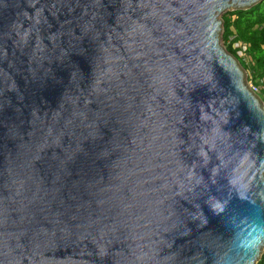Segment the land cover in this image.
<instances>
[{"label":"water","instance_id":"water-1","mask_svg":"<svg viewBox=\"0 0 264 264\" xmlns=\"http://www.w3.org/2000/svg\"><path fill=\"white\" fill-rule=\"evenodd\" d=\"M261 1L0 0V264H257L264 107L219 16Z\"/></svg>","mask_w":264,"mask_h":264},{"label":"trees","instance_id":"trees-1","mask_svg":"<svg viewBox=\"0 0 264 264\" xmlns=\"http://www.w3.org/2000/svg\"><path fill=\"white\" fill-rule=\"evenodd\" d=\"M221 20L224 48L237 58L243 69L249 71L254 84L263 85L259 96L264 99V0L246 9L227 11L222 14ZM234 43L243 49L248 62L239 58ZM263 263L264 251L257 264Z\"/></svg>","mask_w":264,"mask_h":264},{"label":"rangeland","instance_id":"rangeland-1","mask_svg":"<svg viewBox=\"0 0 264 264\" xmlns=\"http://www.w3.org/2000/svg\"><path fill=\"white\" fill-rule=\"evenodd\" d=\"M230 10H233V8H228V9L225 10L223 13H225V12H227V11H230ZM223 13L220 14V16H219L220 18H221V16H222ZM221 33H222V30L220 31V35H219V38H220V44H221V45H224L223 42H222V39H221ZM233 47L236 48V49H238V53H237V55L239 56V58L243 59L245 62H248V60H247V58L245 57V55H243V49H240V47L237 46L236 43L233 44ZM243 72H244V79H245V81H246L247 83H250V73H249V71L246 70V69H243ZM263 251H264V249L262 250V252H263Z\"/></svg>","mask_w":264,"mask_h":264},{"label":"clouds","instance_id":"clouds-1","mask_svg":"<svg viewBox=\"0 0 264 264\" xmlns=\"http://www.w3.org/2000/svg\"><path fill=\"white\" fill-rule=\"evenodd\" d=\"M217 209L222 211V209L219 208V205L216 206V208L212 209L214 214H218ZM254 232L256 233L255 235L252 236V239L256 242L259 243L261 239H264V229L261 228H256L254 229Z\"/></svg>","mask_w":264,"mask_h":264},{"label":"built area","instance_id":"built-area-1","mask_svg":"<svg viewBox=\"0 0 264 264\" xmlns=\"http://www.w3.org/2000/svg\"><path fill=\"white\" fill-rule=\"evenodd\" d=\"M237 44V46H239V44L238 43H236ZM244 55V54H243ZM247 58V57H246ZM248 86H249V88L255 93V94H257V95H259V93L261 92V89L263 88V85H261V84H254L251 80H250V83H248ZM260 97V96H259ZM261 98V97H260ZM261 100H262V102H263V107H264V99H262L261 98ZM262 254H263V252L261 253V256H262ZM261 256H260V258H261ZM260 258L258 259V261L260 260ZM257 261V262H258ZM264 264V263H263Z\"/></svg>","mask_w":264,"mask_h":264}]
</instances>
